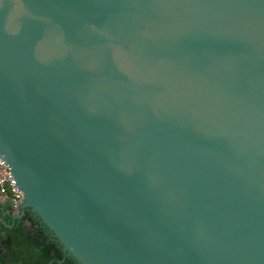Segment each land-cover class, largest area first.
<instances>
[{"label":"water","instance_id":"95a60500","mask_svg":"<svg viewBox=\"0 0 264 264\" xmlns=\"http://www.w3.org/2000/svg\"><path fill=\"white\" fill-rule=\"evenodd\" d=\"M0 162L76 264H264V0H0Z\"/></svg>","mask_w":264,"mask_h":264},{"label":"trees","instance_id":"16d2710c","mask_svg":"<svg viewBox=\"0 0 264 264\" xmlns=\"http://www.w3.org/2000/svg\"><path fill=\"white\" fill-rule=\"evenodd\" d=\"M0 264H76L61 253L59 244L26 211L12 219L7 202L0 204Z\"/></svg>","mask_w":264,"mask_h":264},{"label":"built area","instance_id":"2783aa9c","mask_svg":"<svg viewBox=\"0 0 264 264\" xmlns=\"http://www.w3.org/2000/svg\"><path fill=\"white\" fill-rule=\"evenodd\" d=\"M20 199L21 195L16 193L13 189L6 167L0 162V204L7 202L13 215L18 210L17 204Z\"/></svg>","mask_w":264,"mask_h":264}]
</instances>
